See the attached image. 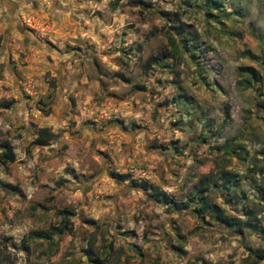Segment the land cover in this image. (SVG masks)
I'll use <instances>...</instances> for the list:
<instances>
[{
	"label": "rangeland",
	"instance_id": "obj_1",
	"mask_svg": "<svg viewBox=\"0 0 264 264\" xmlns=\"http://www.w3.org/2000/svg\"><path fill=\"white\" fill-rule=\"evenodd\" d=\"M3 141L0 264H264V0H0Z\"/></svg>",
	"mask_w": 264,
	"mask_h": 264
},
{
	"label": "trees",
	"instance_id": "obj_2",
	"mask_svg": "<svg viewBox=\"0 0 264 264\" xmlns=\"http://www.w3.org/2000/svg\"><path fill=\"white\" fill-rule=\"evenodd\" d=\"M172 49H175V46L173 45V42H170ZM250 71V76L254 75V72L249 69ZM254 80L257 81L256 77H252ZM45 115L47 114L46 112H43ZM37 138L36 141L39 145H45L47 143V141H49L51 134L45 129V128H40L38 130V134H37ZM0 146L2 147L3 151L1 152L0 155V159L2 163H7V162H12L13 161V153L12 150L9 146V144L5 141L1 142ZM114 178L118 179V180H122L125 181L128 179V176L126 174H116L113 173L112 174ZM132 184H134V182H132ZM200 195V194H199ZM208 209V203L205 200L204 197H200V206L197 208V213H200V211H204ZM221 220L226 223L228 226H231V220L226 219V218H221ZM260 257V256H259ZM99 264H101L100 262H97Z\"/></svg>",
	"mask_w": 264,
	"mask_h": 264
}]
</instances>
